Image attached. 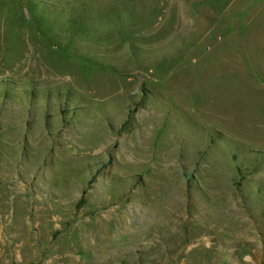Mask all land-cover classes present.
Wrapping results in <instances>:
<instances>
[{"label":"rangeland","instance_id":"rangeland-1","mask_svg":"<svg viewBox=\"0 0 264 264\" xmlns=\"http://www.w3.org/2000/svg\"><path fill=\"white\" fill-rule=\"evenodd\" d=\"M0 264H264V0H0Z\"/></svg>","mask_w":264,"mask_h":264}]
</instances>
